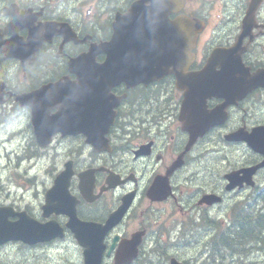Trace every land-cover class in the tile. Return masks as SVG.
Returning <instances> with one entry per match:
<instances>
[{"label": "flooded vegetation", "instance_id": "obj_1", "mask_svg": "<svg viewBox=\"0 0 264 264\" xmlns=\"http://www.w3.org/2000/svg\"><path fill=\"white\" fill-rule=\"evenodd\" d=\"M153 7L167 14L156 27L150 24ZM152 30L158 39L146 34ZM141 37L152 40L147 48L136 47ZM215 50L221 52L213 56ZM120 52L169 72L159 79L146 73L152 80L133 86L116 82L118 73L99 70ZM178 54L185 72L166 67ZM182 76L186 83L178 88ZM218 82L225 84L222 97L209 99ZM185 93L196 120L191 110L180 119ZM217 105L221 128L203 132V111ZM67 106L77 120L64 125L60 112ZM5 113L24 125L9 124ZM262 130L264 0H0V155L12 142V153L22 159L45 160L46 176L49 160H59L56 173L67 165L71 172L68 193L59 200L69 198L71 206L64 201L61 212L48 217L42 206L21 208L63 230L60 240L35 247L65 245L68 257L77 252L81 258L84 248L69 241L75 235L100 239L101 226L114 216L100 264H114L116 254L129 257L133 245L130 264H170L171 251L185 246L186 237L206 236L216 221L219 229L221 204L200 201L215 194L224 204L225 174L242 168L236 163L215 178L204 159L208 152L219 158L226 148L221 140L232 131L247 141ZM50 187H43L42 203ZM73 213L79 223L71 221ZM81 223L96 226L89 231Z\"/></svg>", "mask_w": 264, "mask_h": 264}, {"label": "rangeland", "instance_id": "obj_2", "mask_svg": "<svg viewBox=\"0 0 264 264\" xmlns=\"http://www.w3.org/2000/svg\"><path fill=\"white\" fill-rule=\"evenodd\" d=\"M5 116L9 119V124H19L20 126L24 125L22 119H16L8 113H5ZM5 147L9 152L13 146L11 144H6ZM218 156L219 158H217L214 154L211 155L210 158H204L209 164L208 170H210V173L213 174L215 178H220V176L228 170L229 162L231 164L234 162H245L248 159V152L242 147H226L219 152ZM4 157V154L2 156L0 155V205H21V207L27 206L32 209L36 208L38 203L41 201L43 186L52 183L53 171H50V177L44 176L41 168H39V171L37 172L35 171V168L30 169L29 174H27L26 169L31 166L30 161H17L18 158H15L14 156H10V159L8 160ZM53 162L54 161H48V163ZM203 162H201V164ZM43 163L44 160H40L37 162L36 166ZM55 164L58 165V161H55ZM12 174L18 175V178L15 181L10 178ZM207 174H209V172H207ZM27 177L37 178L36 182L40 187L37 185L31 188V184L28 182ZM260 181H262V179H259V182ZM15 185H21L23 188L27 189H18V186ZM37 189H39V191H37ZM35 190L37 191V196H34L33 194ZM242 193L243 192L227 195L226 203L222 207L219 206L220 211H222L221 219L224 220L229 218V208L246 195ZM249 209L250 211H253V209L257 210L258 208H253L251 204ZM210 232L211 231H208L206 236L202 235L201 232L189 235L184 239L185 246L180 248L177 247L175 250L171 251V255L179 260L183 259L190 261V264H202L205 261L204 255L207 250V242L210 238L208 237V234ZM262 236H264V233ZM177 239L178 236L176 238L174 237L172 242L178 243ZM69 242L70 246L74 247V243L72 241ZM215 247L213 257L208 260L209 262H207V264H217L219 260L225 264L227 261V264H264V243L255 242L254 244V242H250L245 246L250 248L245 249V256H241L240 258L239 254L241 252H234L235 250H239L237 246H234V251L226 249L225 247L217 249V247H219L218 244H216ZM65 249L66 246L62 245L51 249L39 247L32 249L31 251H23L19 249V245H10L0 250V264H80V256L78 253L75 251V255L68 257ZM219 255H221V257ZM65 258L70 262L67 263L64 261Z\"/></svg>", "mask_w": 264, "mask_h": 264}, {"label": "trees", "instance_id": "obj_3", "mask_svg": "<svg viewBox=\"0 0 264 264\" xmlns=\"http://www.w3.org/2000/svg\"><path fill=\"white\" fill-rule=\"evenodd\" d=\"M253 201L254 204L258 203L256 204L258 210L253 209V211H250L247 201L237 203L232 207V227L228 232L216 235L214 238L215 244L216 242L221 243L226 249L228 248L232 251L235 250L234 246L236 244L239 250L234 252L244 253L245 246L250 242L264 243V236H262L264 232V190L259 191ZM252 206L255 207V205ZM217 264L223 263L219 261Z\"/></svg>", "mask_w": 264, "mask_h": 264}, {"label": "water", "instance_id": "obj_4", "mask_svg": "<svg viewBox=\"0 0 264 264\" xmlns=\"http://www.w3.org/2000/svg\"><path fill=\"white\" fill-rule=\"evenodd\" d=\"M108 68V67H107ZM115 70V69H114ZM111 71V70H110ZM131 72V71H130ZM128 73L127 71H123V75L121 76L122 78H129L132 81H144L141 78L134 77L133 74ZM183 78V77H182ZM184 80V78H183ZM145 82V81H144ZM74 108L67 106L64 110V113L66 114V120L69 121L70 123H74L77 119L76 117H70L72 113H74ZM67 175L66 174H61L54 183L53 188L50 191V196L51 194L53 195H59L61 192L64 191V188L66 190V185H67ZM236 183H231L229 185L228 189L233 188ZM61 186H64V188H61ZM51 201V200H50ZM50 207L56 208V205L54 203H50ZM9 216L8 210L0 208V245L8 242V241H17L21 240L25 243H35V242H40L44 241L45 239H48L50 237H47L49 234V228L45 226H39L34 227L32 230L27 228L26 226L29 225L28 220L26 219H21L20 222L18 221L17 223H11L7 221V217ZM31 222V221H30ZM91 256L88 257L89 263L87 264H97ZM176 263V262H175ZM172 262V264H175ZM177 264V263H176Z\"/></svg>", "mask_w": 264, "mask_h": 264}, {"label": "bare ground", "instance_id": "obj_5", "mask_svg": "<svg viewBox=\"0 0 264 264\" xmlns=\"http://www.w3.org/2000/svg\"><path fill=\"white\" fill-rule=\"evenodd\" d=\"M255 197H252V199L250 200V201H248L247 202V205H248V207L250 208V206H251V204L252 205H255V207H257V205L256 204H258V203H256V204H254V201H253V199H254ZM254 208V207H253ZM258 210V209H257ZM231 227H232V225H231V219L230 220H228V219H224V220H222L221 221V223H220V226H219V232H220V234H224V233H226V232H228L230 229H231ZM252 233H253V231H251ZM239 233V232H238ZM264 233V232H263ZM262 233V234H263ZM234 235V234H233ZM252 243V242H251ZM254 244H255V242H254ZM222 244L220 243V244H218V246L219 247H217V249H219V248H222V247H225L224 245L223 246H221ZM236 246V245H235ZM252 247V246H251ZM255 247H256V245H255ZM260 247V246H259ZM258 247V248H259ZM215 248L216 247H214V250H215ZM246 249L247 248H250V247H245ZM228 249V248H227ZM214 250L213 249H210L209 250V253H210V255H211V258L213 257V253H214ZM228 252V251H227ZM226 252V253H227ZM231 254V253H230ZM253 254V253H252ZM232 255V254H231ZM234 255V254H233ZM220 257H221V255H219ZM201 258V257H200ZM225 258V257H224ZM237 259V258H236ZM220 261V260H219ZM209 262V261H208ZM228 262V261H227ZM227 262H226V264H227ZM230 262H231V260H230ZM223 264H224V262H223Z\"/></svg>", "mask_w": 264, "mask_h": 264}]
</instances>
